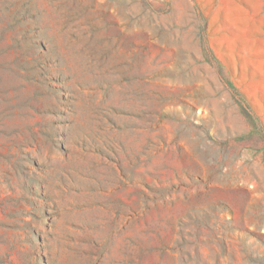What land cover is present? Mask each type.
<instances>
[{
  "label": "rangeland",
  "instance_id": "1",
  "mask_svg": "<svg viewBox=\"0 0 264 264\" xmlns=\"http://www.w3.org/2000/svg\"><path fill=\"white\" fill-rule=\"evenodd\" d=\"M0 264H264V0H0Z\"/></svg>",
  "mask_w": 264,
  "mask_h": 264
},
{
  "label": "trees",
  "instance_id": "2",
  "mask_svg": "<svg viewBox=\"0 0 264 264\" xmlns=\"http://www.w3.org/2000/svg\"><path fill=\"white\" fill-rule=\"evenodd\" d=\"M235 91V90H234Z\"/></svg>",
  "mask_w": 264,
  "mask_h": 264
}]
</instances>
